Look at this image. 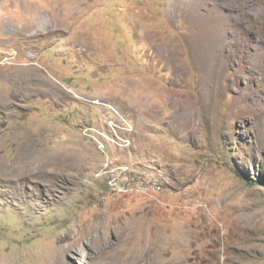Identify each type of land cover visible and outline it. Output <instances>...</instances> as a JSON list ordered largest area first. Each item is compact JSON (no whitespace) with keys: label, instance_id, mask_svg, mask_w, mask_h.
Returning <instances> with one entry per match:
<instances>
[{"label":"rangeland","instance_id":"1","mask_svg":"<svg viewBox=\"0 0 264 264\" xmlns=\"http://www.w3.org/2000/svg\"><path fill=\"white\" fill-rule=\"evenodd\" d=\"M0 264H264V0H0Z\"/></svg>","mask_w":264,"mask_h":264},{"label":"built area","instance_id":"2","mask_svg":"<svg viewBox=\"0 0 264 264\" xmlns=\"http://www.w3.org/2000/svg\"><path fill=\"white\" fill-rule=\"evenodd\" d=\"M91 130H95L99 132V135L103 136L105 139L112 140L114 143H117L116 140L114 139L115 137L108 136L103 131H99L98 129H95V128H91ZM97 141L100 147L104 146L103 140L97 139ZM106 156L107 158L109 157L108 154H106ZM110 176H109L110 178L108 180V184H109V188L111 192H116L121 195V194L128 193L129 191L133 190V187H136V184H137L136 180H134L133 178H130L129 176L122 174V172L111 171ZM140 183L145 184L147 193L157 192L162 188L161 183L154 180L152 177H149L145 180H141Z\"/></svg>","mask_w":264,"mask_h":264},{"label":"bare ground","instance_id":"3","mask_svg":"<svg viewBox=\"0 0 264 264\" xmlns=\"http://www.w3.org/2000/svg\"><path fill=\"white\" fill-rule=\"evenodd\" d=\"M21 93H22V92H21ZM13 94H14V93H13ZM9 96H10V95H9ZM9 96H8V97H9ZM61 159H62V158H61ZM175 241H176V239H172V240H171V242H175ZM78 242H82V241H78ZM83 244H84V243H83Z\"/></svg>","mask_w":264,"mask_h":264}]
</instances>
